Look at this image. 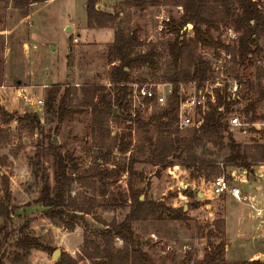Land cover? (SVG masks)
I'll return each instance as SVG.
<instances>
[{"label":"rangeland","instance_id":"obj_1","mask_svg":"<svg viewBox=\"0 0 264 264\" xmlns=\"http://www.w3.org/2000/svg\"><path fill=\"white\" fill-rule=\"evenodd\" d=\"M37 1L25 9L15 8L12 0L0 3V130L7 131L11 138L10 144L0 150V157H6V164L1 166V173L9 177L11 199L6 201L9 207L15 211L11 222L5 223L0 218V228L5 226L6 233H9V238L6 241L4 236L0 237L2 246L0 259L5 252L0 264H56L57 261L52 258L51 253H47L45 258H41L40 255L43 251L16 248L15 239L20 235L19 232L23 227H27L26 231L43 246L54 249V251L60 249L62 255L67 253L64 250L70 249V245L64 240L66 230L53 225L49 219L45 218L43 215L45 208L37 202L41 196L42 183L36 176V167H33L30 159L38 152L40 143L43 141L47 143L52 138L56 144L62 145L79 164L80 172L77 175L91 167L100 154V151L94 146L92 116L89 110L76 114L72 120L65 121L56 132V117L47 112V97L52 86L58 84L64 86L60 95L68 87L80 89L81 86L87 84L112 87L110 73L113 64L109 58L110 45L107 44L113 41L114 31L111 28L100 31L87 29L85 7L87 0ZM123 1L100 0V8L109 13H121L114 29L138 30L142 44L139 52L145 53L155 47L160 55V72L164 73L166 78L169 77L174 72V67L168 49L169 44L175 39V35L169 33L171 27L169 24L172 23L170 22L172 19L179 21L183 17V8L162 6L140 12L126 9L122 4ZM71 28L72 30L69 31ZM193 28L194 26H187L181 33H185L189 39L193 36ZM213 34L216 38L231 43L230 33L227 34L226 27L213 31ZM75 38L78 39L77 42L74 41ZM203 52L201 48L197 53L203 56ZM206 52L208 53L204 54V58L210 59L214 56L215 50L208 48ZM257 68H259L257 65H250L248 62L241 67L232 62L229 73L235 77L250 79L252 83H255ZM138 77H143V74ZM258 94L257 89H254L249 93L248 100L255 101ZM60 95L57 98L58 102ZM40 100L44 102L43 107L37 104ZM263 103L262 100L257 106V113L260 115L264 111ZM76 104L75 100L74 107ZM168 107L169 104L165 107H156L153 111L154 114L148 115L146 109L133 101L130 113L133 118L139 114L143 120L149 121L153 115H157ZM238 108L239 106H237ZM115 109H117L118 115L115 117H121L123 110L119 106H116ZM3 110L13 116L37 113L41 118L43 128L34 135H30L22 130L15 120L5 124L1 115ZM174 128L179 129L177 124ZM108 129L111 132V137L129 135L130 133L131 136L126 141H131L132 146L130 151L125 154L120 153L117 149L114 150L110 162L105 168L111 169L118 164H128L130 157L133 156L136 175L131 179L129 173L125 172L119 178H111L103 184L99 181L95 192L82 187L79 182L74 183L72 186L73 197L80 199L83 203L94 197L97 199V204L91 215L84 216L85 222L78 221L79 226L72 236L74 237L72 244L75 242L78 245L81 236L83 240L77 255L69 254L73 259H79L82 254L85 233H87V237L96 239L98 234L96 232L107 229L104 223L111 224L113 221L121 223L125 220L130 212V204L116 209H111L109 204H112L119 194L128 196L130 179L138 191L149 184L148 189L142 195L144 199L147 197L149 200L164 202L167 207L173 209L183 208L187 213L188 220L186 221L173 220L167 213L163 220H149L134 224L136 231H139V244L145 251L147 250L153 264H193L200 260V254L206 253L208 241L218 244L223 239L227 243L226 235L220 237L218 232H211L213 231L212 223L222 215L223 205L218 204L215 207L216 218L211 222L210 208H206V206L215 203L218 199L202 200L203 198H199L196 194L201 191L205 193L210 188L209 180L223 175L229 177V169L224 166V160L230 153L229 148L220 150L211 147L207 154L199 152L200 158L208 163L209 168L205 172L206 175L193 179L192 172L182 166L172 175L169 168L164 170L149 163L151 156L149 142L150 140L155 141L157 138L155 128L145 133L136 127L128 129L126 121L117 123L111 119ZM230 131L235 141L243 147L253 144L264 145L263 135L260 136L252 129L247 128L245 132L243 129L231 128ZM55 139L57 140L55 141ZM42 163L51 175V184L53 185L52 158L48 157L42 160ZM100 163L102 164V162ZM195 175L197 174L195 173ZM205 176H210V179L207 180ZM254 178L256 176H249V180L254 181ZM192 184H195V190L192 189ZM241 187L245 192L255 193L253 185ZM104 188L107 191L106 196H102L100 193ZM0 190V197H5L1 180ZM186 190L195 193V197L179 199V193L186 196ZM196 202L201 204V210L191 217L189 213L194 208L189 210V205ZM227 204L229 233L233 236L239 227L240 213L246 211L249 215L251 211L249 207L246 209L238 206L239 204L231 198L228 199ZM246 220L243 225V234L248 240H251V236L264 232V218L263 223L260 219L252 216H248ZM117 243H119L118 240L115 241V245ZM248 243L247 249L243 251L240 249L239 255L231 257L248 258L255 251L256 245L262 241ZM80 264H91V262L84 260Z\"/></svg>","mask_w":264,"mask_h":264},{"label":"trees","instance_id":"obj_2","mask_svg":"<svg viewBox=\"0 0 264 264\" xmlns=\"http://www.w3.org/2000/svg\"><path fill=\"white\" fill-rule=\"evenodd\" d=\"M8 0H0V3ZM17 9H25L37 3V0H12ZM123 6L129 10L144 12L152 7L175 6L184 10V15L179 21L172 19L169 25V33L175 35L174 41L169 44V55L173 59L174 72L166 80L171 81H204L208 77L211 66L198 55L199 46L214 49L215 51L225 50L234 59L239 57L240 66L247 63L254 65L249 59L250 56H261L262 48L260 40L264 38V15L258 10L252 0H124ZM100 0H87V25L89 29H113L114 41L109 46V58L113 68L110 73L112 87L107 88L99 84H87L77 89L68 87L60 95L63 85H54L48 93L47 112L56 117L58 132L62 123L72 120L76 114L89 110L92 116L91 126L93 131L94 146L100 151L99 156L94 160L93 165L83 173L80 172L76 159L62 145L56 144L52 138L47 143H40L38 152L30 159L33 167H36V176L40 178L41 196L38 203L45 211L43 215L53 225L63 228L68 232H74L79 226L78 221L85 222V215H91L96 207L97 199L90 198L86 202L72 196V186L79 182L87 190L96 191L97 182H106L111 178H119L123 173L128 172L130 178L136 175L135 160L130 157L128 164H118L114 168H105L109 164L114 150L125 154L130 151L132 142L126 141L129 135L111 137L108 124L113 119L117 123L126 121L128 129L136 127L138 130L148 133L152 128L157 130L155 141L150 140L151 156L149 163L155 167L167 170L168 168L180 165L192 172L191 177L198 179L205 174L209 168L208 163L200 158L199 152L209 153L211 147L216 149L229 148V155L224 160V166L233 171L246 172L248 177L257 174V168L264 163V145L242 146L233 138L228 117L237 105L235 100L227 91L218 93L217 103L211 105L203 115L204 122L199 128L179 130L174 128L177 124L179 96L176 93L169 102V107L153 115L149 121H145L138 114L135 118L131 115V103L129 100L130 91L128 84L131 81V71L136 68L150 67L159 69V53L154 47L151 50L141 53V39L138 30L131 28L114 29L121 13L105 12L100 8ZM189 24L194 26L193 36L187 39L182 30ZM221 27H232L242 34L238 47L226 46L220 38H216L213 31ZM264 76V69L257 68V79ZM247 91L243 99L248 101V95L254 89L258 91V98L250 101L243 110V114L250 118L251 122L263 119L264 115H257V106L264 99L261 84H246ZM60 99L58 102V96ZM80 95V96H79ZM77 101L74 107V102ZM119 106L123 110L121 117H115L114 109ZM5 124L15 120L22 130L34 135L43 128L41 118L37 113H25V115H10L7 111H1ZM49 138V137H48ZM227 140V142H226ZM11 138L7 131L0 130V150L10 144ZM52 158L53 181L51 175L44 167L42 160ZM102 162V164L100 163ZM6 164V157H0V180L4 187L5 197H0V218L5 223L11 222L15 211L9 207L11 194L9 188V177L1 173V166ZM215 168V167H214ZM195 173L197 175H195ZM39 174V175H38ZM207 180L210 176H205ZM130 179L128 196L119 194L112 204L111 209L122 208L130 204V212L121 223L113 221L111 224L104 223L105 231H98L97 238L91 239L85 233L82 254L79 259H73L69 254L63 253L56 264H80L88 260L91 264H152L153 260L149 254L137 244L135 240L134 224L149 220H163L167 213L176 221L188 220L187 213L183 208L173 209L167 207L164 202L149 200L147 197L141 200V196L148 189L147 187L138 191ZM98 180V181H97ZM210 181V180H209ZM1 191V190H0ZM106 196L104 188L100 192ZM188 198H194L195 193L186 190ZM197 196V194H196ZM7 200V201H6ZM98 206V205H97ZM201 207L199 202L189 205L191 208ZM212 233L218 232L225 235L226 224L223 219H217L212 223ZM5 226L0 228V237L8 240L9 233H6ZM26 230L21 228L18 237L15 239V246L21 250H39L53 254L54 249L43 246L35 237H32ZM116 240L123 241V247L117 248ZM227 244L223 239L218 244L208 241L205 249V256L193 264H264V261H243L230 262L226 259ZM2 246L0 245V251ZM3 252L0 261L3 259Z\"/></svg>","mask_w":264,"mask_h":264},{"label":"built area","instance_id":"obj_3","mask_svg":"<svg viewBox=\"0 0 264 264\" xmlns=\"http://www.w3.org/2000/svg\"><path fill=\"white\" fill-rule=\"evenodd\" d=\"M257 6L258 10L264 15V0H252ZM223 28V27H221ZM227 34L230 33V42L222 41L226 46L238 47L242 34L236 30L226 27ZM75 42L78 39L75 38ZM260 47L262 48L261 56H250V60L254 65L264 69V38L260 40ZM204 54L208 53L203 46ZM214 56L210 59L204 58L211 66V71L204 81H171L166 80V75L160 72V69H152L150 67L136 68L131 71V81L128 84L130 90V103L133 101L139 103L144 109L148 111V115L154 114L156 107H165L169 104L170 99L177 93L179 96L178 121L177 127L183 131L189 128H199L203 122V115L209 110L211 105H215L218 99V93H223L225 89L229 94L237 100V105L233 107V112L228 117L229 127L235 129H252L255 133L264 138V118L255 122H251L249 118L243 114L244 108L251 101H244L243 95L247 91L246 84L251 82L250 79L235 77L230 75L229 69L231 63L235 62L237 66L241 67L239 57H234L225 50L215 51ZM248 62V61H247ZM160 68V67H159ZM143 74V77H138ZM171 76V75H170ZM169 76V77H170ZM257 76L255 77V79ZM261 82H258V81ZM252 83V82H251ZM261 84V89L264 93V76L256 79L253 84ZM264 102V99H263ZM38 106L43 107L42 100L37 102ZM237 106L239 108L237 109ZM236 107V108H235ZM241 108V109H240ZM264 109V103H263ZM163 110V109H162ZM258 114V113H257ZM260 115V114H258ZM261 115H264V111ZM260 115V116H261ZM179 166L175 165L169 168L170 174L174 175ZM256 177L264 178V163L257 168ZM249 184V177L246 172L233 171L229 177L223 175L209 181L210 188L205 192L207 200L222 197H231L235 201L249 207L252 215L260 219L263 223L264 218V202L261 203L250 192H245L241 185ZM179 199L185 200L187 196L179 193Z\"/></svg>","mask_w":264,"mask_h":264},{"label":"crops","instance_id":"obj_4","mask_svg":"<svg viewBox=\"0 0 264 264\" xmlns=\"http://www.w3.org/2000/svg\"><path fill=\"white\" fill-rule=\"evenodd\" d=\"M86 3H87V1H86ZM86 13H87V11H86ZM86 27L90 31L105 30V29H89L88 25H87V22H86ZM73 30H74V28H73ZM111 30H113V29H111ZM113 41H114V37H113ZM113 41L111 43H108L107 45L112 44ZM70 50H71V48H70ZM116 64L117 63H113V65H116ZM179 168L181 169V166H179ZM243 185H245V186L253 185L255 193H253L252 195H254L259 202H261V203L264 202V178L260 179V178L256 177V178H254V181L253 180H249V184H242L241 186H243ZM191 187H192L193 190H195V184H192ZM200 194H202V198H203L202 200H206L207 199L206 198V194L204 192L202 193V191H201V192L197 193V196L199 198H200ZM229 198H231V197L219 198L215 203H212V204L206 206V208H208V207L210 208L209 209L210 210L209 211V216L212 218L211 222H213L215 220V218H216L215 213H214L216 211L215 207L218 204H222L223 205L222 206L223 211H221L222 215L220 217H218V219H223L225 221V224H226V229H225V235H226V238H227L226 259L228 261H230V262H243V261H255V260H258V258L260 256L264 255V232H261V233L257 234L256 236L253 235V236H251V240H248L245 237V234H243V225L246 223V221H247L246 218L248 216H252V217H254V216L252 215V212H250L249 215H247V212L243 211V212L240 213L238 230H237L235 235L231 236L230 233H229V224H228V221H229V213L228 212L229 211H228V207H227L228 206L227 201H228ZM231 199H233V198H231ZM235 202H237V201H235ZM237 203L239 204L238 206H241V207H244V208L248 209V206H246L244 204H241L239 202H237ZM200 210H201V208L200 209L198 208V209L190 210L189 216L192 217V216L196 215ZM237 212H239V211H237ZM235 214H237V213L235 212ZM58 229H60V228H58ZM134 230H135V240H136L137 244L140 246V244H139V240H140L139 231H136L135 228H134ZM73 234H75V232L73 233V232H67L66 231L64 233V235L66 236L64 238L65 243L70 245V249L64 250V252H67L71 256L77 255V252H79V246H80V244L82 243V240H83V238L81 236L80 240H78L79 241L78 245H76L75 242L72 244V241L74 240V237H72V236H74ZM258 240L262 241V243H260L259 245H256L255 251L252 252L249 255L248 258H246V257L245 258H232V257H236L237 255L240 254L239 253L240 249L242 251L244 249H247L248 245H249L248 242H251V241L255 242V241H258ZM118 241H119V243L116 244V247L117 248H122L123 247V241H121V240H118ZM72 246H74L75 248H73ZM40 256H41V258H45L44 256H47V253L41 252ZM204 256H205V254H203V255L200 254V257H199L200 260H202L204 258Z\"/></svg>","mask_w":264,"mask_h":264},{"label":"water","instance_id":"obj_5","mask_svg":"<svg viewBox=\"0 0 264 264\" xmlns=\"http://www.w3.org/2000/svg\"><path fill=\"white\" fill-rule=\"evenodd\" d=\"M188 26L193 27L192 24H189ZM71 30H72V28H71L69 31H71ZM19 83H20V81H19ZM116 110H117V109H115L114 114H115L116 116H118ZM56 140H57V139H55V141H56ZM200 197H202V194H200ZM141 199L143 200V199H144V196H142ZM61 255H62V251H61L60 249H56V250L53 252V254H52V258H53L55 261H58L59 258L61 257ZM259 259H260L261 261H264V255L260 256Z\"/></svg>","mask_w":264,"mask_h":264}]
</instances>
